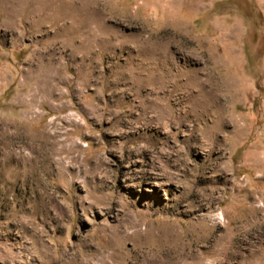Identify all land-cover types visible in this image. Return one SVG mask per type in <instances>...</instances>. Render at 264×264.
Segmentation results:
<instances>
[{
	"label": "rangeland",
	"instance_id": "374dc122",
	"mask_svg": "<svg viewBox=\"0 0 264 264\" xmlns=\"http://www.w3.org/2000/svg\"><path fill=\"white\" fill-rule=\"evenodd\" d=\"M0 264H264V0H0Z\"/></svg>",
	"mask_w": 264,
	"mask_h": 264
},
{
	"label": "bare ground",
	"instance_id": "6f19581e",
	"mask_svg": "<svg viewBox=\"0 0 264 264\" xmlns=\"http://www.w3.org/2000/svg\"><path fill=\"white\" fill-rule=\"evenodd\" d=\"M206 103H207V102H206ZM206 103H205V104H206ZM161 104H162V103H161ZM156 105H157V104H154V106H156ZM154 106H153V107H154ZM206 106H207V105H206ZM214 107H215V103H214ZM156 108H157V107H156ZM152 109H153V108H152ZM154 109H155V108H154ZM206 114H207V113H206ZM195 117H196V116H195ZM200 117H201V116H200ZM150 121H151V120H150ZM151 122H152V121H151ZM151 122H150V123H151ZM167 122H168V121H167ZM169 122H170V121H169ZM148 123H149V122H148ZM169 124H170V123H169ZM200 126H201V125H200ZM191 136H192V135H191ZM192 142H193V141H192ZM207 144H208V143H207ZM208 145H209V144H208ZM207 149H208V148H207Z\"/></svg>",
	"mask_w": 264,
	"mask_h": 264
}]
</instances>
